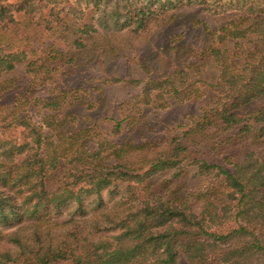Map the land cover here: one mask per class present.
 Listing matches in <instances>:
<instances>
[{
    "label": "trees",
    "instance_id": "16d2710c",
    "mask_svg": "<svg viewBox=\"0 0 264 264\" xmlns=\"http://www.w3.org/2000/svg\"><path fill=\"white\" fill-rule=\"evenodd\" d=\"M183 7L232 18L209 34L215 40L199 55V62L214 66L212 83L191 80L192 63L160 78L104 83L138 88L133 103L160 109L205 98L189 122L155 142L131 146L116 143L126 121L109 118V163L99 158L101 151H87V138L79 137L86 131L61 129L55 99L41 101L50 112L41 124L14 115L7 137L0 130V229L32 221L9 238L0 264H264V159L247 153L242 161L230 160L237 140L264 139V0H0V78L23 64L26 73L54 81L61 69H76L78 54L59 49L61 39L139 35L149 19ZM81 37L74 41L79 50ZM35 41L40 49L32 47ZM19 127L26 136L17 142L11 134ZM183 167H195L213 182L188 203L150 202L159 187L150 178ZM119 182L129 188L118 215L89 230L75 226L56 241L37 231L38 223L52 225L43 214L50 206L74 203L81 211L89 195ZM113 230L119 234L110 242L94 237Z\"/></svg>",
    "mask_w": 264,
    "mask_h": 264
},
{
    "label": "rangeland",
    "instance_id": "374dc122",
    "mask_svg": "<svg viewBox=\"0 0 264 264\" xmlns=\"http://www.w3.org/2000/svg\"><path fill=\"white\" fill-rule=\"evenodd\" d=\"M231 19L230 16H212L201 8L183 7L159 18L149 19L147 27L139 35L126 31L106 36L97 34L92 38L72 34L70 38L61 39L62 42L58 43L59 49H64L65 52L73 50L72 52L78 54L73 62L75 72H62L64 69H61L52 81L42 77L41 73H26V67L21 64L16 65L13 71L2 74L0 130H7V137L8 130L12 129L14 115L27 116L32 122L41 124V120L50 113L43 108L41 101L55 99L60 103L58 115L64 122L61 129L86 131V134L79 137L87 138V151H101L99 158H106L108 163L114 160L106 157L105 140L109 138V141L114 142L109 135L112 127L109 118L126 121L125 130L116 139V143L137 146L155 142L170 129L199 115L206 106L205 98L193 102L170 103L160 109L152 105L133 103L132 97L138 94V88L111 81L107 84L104 80L112 77L125 80L155 79L175 71L178 66L188 68L184 64L192 63L189 69L190 79L197 80L201 77L212 83V76L216 75L214 66L209 62H199V55L215 40L216 36L209 34H216ZM80 37L84 47L79 50L74 41ZM47 44L49 42H46L45 49ZM32 47L37 50L41 44L35 41ZM46 133L55 139V133L47 129ZM11 135L19 142L26 133L19 127ZM78 140L80 142L83 139ZM247 153H253L255 157L263 160L264 139L253 143L250 137L237 140L230 160L233 163L242 161ZM68 158L71 159V156ZM223 165L226 170H232L231 165ZM150 181L159 185L157 192L149 198L150 202L161 201L177 206L191 202L194 195L213 182V177L200 175L195 167H183L160 172L151 177ZM128 188V183L119 182L99 194H91L81 203V211H77V204L74 203L58 208L50 206L43 214H47L52 225L48 227L38 223L37 231L42 232L43 237H54L56 241L61 236H66L75 226H83V230H89L106 216L118 215L126 208ZM2 191L4 192L0 186V192ZM31 224L32 221L23 220L18 225L2 227L0 252L10 249L9 238L19 235ZM117 234L119 231L113 230L101 232L94 237L110 242ZM178 264L185 263L180 261Z\"/></svg>",
    "mask_w": 264,
    "mask_h": 264
}]
</instances>
